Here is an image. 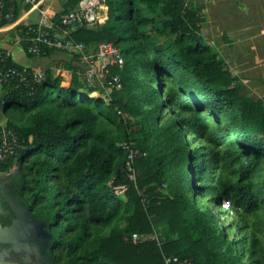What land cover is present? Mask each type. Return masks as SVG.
Instances as JSON below:
<instances>
[{"label":"trees","instance_id":"1","mask_svg":"<svg viewBox=\"0 0 264 264\" xmlns=\"http://www.w3.org/2000/svg\"><path fill=\"white\" fill-rule=\"evenodd\" d=\"M80 1H63L54 23ZM101 1L107 6L103 23L79 26L71 37L120 47L123 68L111 71L119 74L122 87L109 102L91 97L95 88L73 70L66 86L49 68L39 80L26 68L24 81L1 85L3 106L14 109L6 113V125L20 142L2 168L18 159L20 199L37 225L44 261L164 264V257L175 256L186 264H235L239 251L216 234L214 215L192 197L208 193L214 204L227 201L236 213L249 216L264 209L262 100L242 94L237 78L199 34V9L186 0ZM8 22L0 21V27ZM5 53L0 50V69L23 67ZM135 65L147 82L133 76ZM164 109L170 114L160 126ZM186 131L203 138L207 151L191 149ZM122 142L142 153L131 165L134 180ZM222 144L223 151L216 150ZM212 168H219L216 184L200 183ZM159 222L173 238L124 240L152 232ZM250 241L254 263L264 264V231L262 241L255 236Z\"/></svg>","mask_w":264,"mask_h":264},{"label":"rangeland","instance_id":"2","mask_svg":"<svg viewBox=\"0 0 264 264\" xmlns=\"http://www.w3.org/2000/svg\"><path fill=\"white\" fill-rule=\"evenodd\" d=\"M197 9H199L200 15L203 20L200 25L199 34L203 41L209 44L211 48L218 54L219 58L223 60L225 67L237 78V84L240 86L242 94L249 96L254 100L260 99L264 104V66L259 62V50L255 47L251 51L252 44H257V37L253 41L249 38L256 36L257 34L250 33L253 29H257L258 15L253 14L256 17L253 20L250 16L246 17V21L241 14V9L245 0H186ZM252 4V3H251ZM101 24V23H99ZM249 25L250 28L243 26ZM251 30V31H250ZM245 32V33H244ZM257 32V30H256ZM64 53L65 57L60 59L67 62H75V66L68 65L76 74L79 75L80 80L86 85V82L81 74V65L78 62V58L75 53L68 50H58ZM13 57L17 62L37 67L39 63L46 62L47 59L43 56H28L24 48L17 44L13 51ZM131 67H134L133 61H129ZM76 67V68H75ZM138 80L147 82L144 79L143 72L138 69V65H135V71L133 72ZM139 89L135 90L138 93ZM145 109H149L148 106L142 103ZM14 111L10 108L7 112L11 114ZM170 112L164 109L162 112V118L159 121L160 126L165 125L167 117ZM184 114V113H183ZM181 112L179 115H183ZM207 118L208 115H206ZM184 138L191 149L198 148L199 150L207 151V142L200 138L192 131H186ZM225 145L218 146L216 150L223 151ZM126 167L129 169V165ZM13 169L17 174L16 179L20 181V166L17 162L13 166ZM219 168H212L209 170V175L204 177L200 183L205 185H215L217 176L219 174ZM125 189L118 191L117 194H121ZM163 193H166V187L163 186ZM190 196V191L186 189ZM192 199L196 206L201 210H204L208 214H213L212 225L216 234L222 233L227 243H230L231 247L235 249V252L239 251L235 259V264H255L254 259L250 255V239L255 236L262 241V235L264 231V209L259 211L256 216H249L242 212L236 213L232 208L229 210H222V204H214L211 195L204 193L201 195L197 192ZM124 224L120 223V227ZM111 227L105 228L104 232L108 233ZM160 241H165L173 238L168 226L165 222H159L152 232ZM148 234V233H142ZM237 245V250H236ZM227 246L224 247V250ZM230 253H226V258L229 259Z\"/></svg>","mask_w":264,"mask_h":264},{"label":"built area","instance_id":"3","mask_svg":"<svg viewBox=\"0 0 264 264\" xmlns=\"http://www.w3.org/2000/svg\"><path fill=\"white\" fill-rule=\"evenodd\" d=\"M17 0H0V21H10L14 14V5ZM25 4L35 5L40 0H20ZM107 15V6L101 0H81L78 5L68 13L60 16L55 24V30L42 25H25L20 30L21 43L24 50L32 56L45 54L49 49L68 50L76 54L81 65V74L88 87H94L91 97L100 95L105 102H109L111 94L121 89L120 76L111 71L112 68L122 69L124 59L120 47L111 41H102L90 48L82 42H77L71 37V33L79 26H94L103 23ZM5 56H9L5 53ZM0 61H3L0 59ZM26 67L5 66L0 69V85L8 84L13 79L25 80ZM33 77L39 80L42 71L32 72ZM20 147L19 138L13 128L0 125V169L17 153ZM121 147L126 151L127 165L131 171L129 177L134 180L132 162L142 153L140 149L133 147L131 142H122ZM120 190L124 186L119 187ZM120 192V191H119ZM222 210L231 209L230 203H221ZM133 243L155 239L159 241L155 233H132L124 237V240ZM171 262L186 264L187 260L180 261L177 257H164V264Z\"/></svg>","mask_w":264,"mask_h":264},{"label":"crops","instance_id":"4","mask_svg":"<svg viewBox=\"0 0 264 264\" xmlns=\"http://www.w3.org/2000/svg\"><path fill=\"white\" fill-rule=\"evenodd\" d=\"M63 1L65 0H40L37 4L30 5L17 0L12 19L0 27V50L5 51L17 65L34 71L51 69L55 75L60 74L61 84L66 86L71 81L73 70L68 65L75 66V62H69L66 58L67 62L60 60L65 55L58 49H53L48 55L43 56L47 59L46 62L39 63L37 67L17 62L12 54L17 44L22 46L21 25H42L55 30L54 16L63 10ZM241 10L244 21L247 16L255 20L253 14L258 15L257 29L250 30V33L257 35L249 39L253 41L257 37L258 43L252 44L251 51L258 47V63L264 66V0H245ZM248 27L250 28L249 25H244V31ZM85 45L92 49L96 46V44ZM3 95L4 90L0 85V102ZM6 111L8 110L3 109L0 103V125L7 123ZM17 160L15 158L10 167L0 169V264H53L44 261L43 254L34 242L37 236L36 224L27 215L22 202L14 196L15 189L19 185L16 179L18 173L13 169Z\"/></svg>","mask_w":264,"mask_h":264},{"label":"flooded vegetation","instance_id":"5","mask_svg":"<svg viewBox=\"0 0 264 264\" xmlns=\"http://www.w3.org/2000/svg\"><path fill=\"white\" fill-rule=\"evenodd\" d=\"M18 184H19V185H17L18 188L16 187L15 193L14 192L13 193H14V196L17 197L20 202H22V200L20 199V194H21V181H18ZM35 233L37 235L36 236V239L34 241L35 242V245L39 248L40 253H42V251H43L42 250V247L38 245V239L39 238H38V228H37V225H36Z\"/></svg>","mask_w":264,"mask_h":264},{"label":"water","instance_id":"6","mask_svg":"<svg viewBox=\"0 0 264 264\" xmlns=\"http://www.w3.org/2000/svg\"><path fill=\"white\" fill-rule=\"evenodd\" d=\"M2 104V102H0ZM3 105V104H2ZM3 109H5V107L3 106Z\"/></svg>","mask_w":264,"mask_h":264}]
</instances>
